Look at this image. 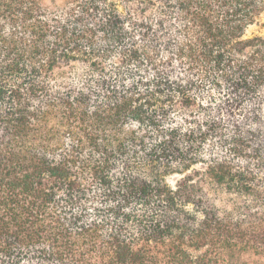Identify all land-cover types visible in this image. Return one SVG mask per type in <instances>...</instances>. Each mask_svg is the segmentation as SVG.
<instances>
[{
	"label": "trees",
	"instance_id": "obj_1",
	"mask_svg": "<svg viewBox=\"0 0 264 264\" xmlns=\"http://www.w3.org/2000/svg\"><path fill=\"white\" fill-rule=\"evenodd\" d=\"M264 0H0V264H264Z\"/></svg>",
	"mask_w": 264,
	"mask_h": 264
},
{
	"label": "rangeland",
	"instance_id": "obj_2",
	"mask_svg": "<svg viewBox=\"0 0 264 264\" xmlns=\"http://www.w3.org/2000/svg\"><path fill=\"white\" fill-rule=\"evenodd\" d=\"M254 32L256 33H264V12L261 17V24L257 25L254 29Z\"/></svg>",
	"mask_w": 264,
	"mask_h": 264
}]
</instances>
